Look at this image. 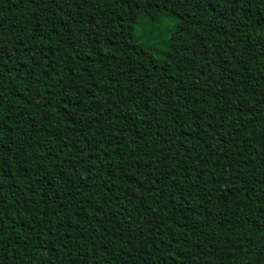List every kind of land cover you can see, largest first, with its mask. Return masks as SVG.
Returning <instances> with one entry per match:
<instances>
[{
	"label": "trees",
	"instance_id": "1",
	"mask_svg": "<svg viewBox=\"0 0 264 264\" xmlns=\"http://www.w3.org/2000/svg\"><path fill=\"white\" fill-rule=\"evenodd\" d=\"M127 3L0 0V264H264V0Z\"/></svg>",
	"mask_w": 264,
	"mask_h": 264
},
{
	"label": "snow or ice",
	"instance_id": "2",
	"mask_svg": "<svg viewBox=\"0 0 264 264\" xmlns=\"http://www.w3.org/2000/svg\"><path fill=\"white\" fill-rule=\"evenodd\" d=\"M168 0H128L127 7H136L140 6L138 11L142 14L144 8H149V7H160L162 4H167ZM202 5L207 6V4L211 3V0H200ZM180 3H183V0H180ZM145 40L150 39V34L146 35L143 37ZM16 49L15 48H10L8 52H4L3 49H0V57L3 56H8L12 52H14ZM2 66V65H0ZM0 101H2V97H0Z\"/></svg>",
	"mask_w": 264,
	"mask_h": 264
}]
</instances>
